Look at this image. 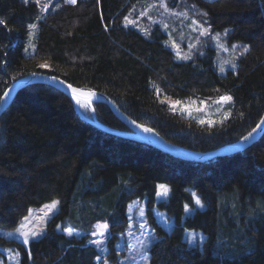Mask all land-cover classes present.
Here are the masks:
<instances>
[{"label":"trees","instance_id":"1","mask_svg":"<svg viewBox=\"0 0 264 264\" xmlns=\"http://www.w3.org/2000/svg\"><path fill=\"white\" fill-rule=\"evenodd\" d=\"M148 1L55 0L40 14L35 1L0 0V100L13 83L39 72L105 93L134 120L191 151H211L252 131L264 114V0H167L180 12L195 6L188 15L197 22L227 28L230 42L246 43L237 67L225 74L215 66L211 35L192 60L180 61L159 27L148 37L124 25L132 9L146 12ZM150 17L142 18L145 25ZM37 19L36 48L26 53ZM226 93L234 98L230 115L215 124L176 113L160 99L214 100ZM93 106L109 130L85 120L66 92L44 82L20 89L2 113L0 227H17L31 207L54 199L60 209L47 232L27 245L0 234V260L11 248L20 264H104L91 233L106 222L105 258L115 263L127 206L147 199L157 234L149 264H264V133L240 152L196 162L113 132L128 128L105 102ZM159 184L169 185L167 200L157 201ZM156 206L174 222L169 231L157 221ZM187 230L202 232L204 241L190 244Z\"/></svg>","mask_w":264,"mask_h":264},{"label":"rangeland","instance_id":"2","mask_svg":"<svg viewBox=\"0 0 264 264\" xmlns=\"http://www.w3.org/2000/svg\"><path fill=\"white\" fill-rule=\"evenodd\" d=\"M32 1L37 2V0ZM54 2L55 0H39L38 5L40 8V14L46 13L52 7ZM164 3L167 4V8L163 6ZM147 5L148 10L146 12L137 8L132 9V11L126 17L128 21L134 20L135 24L127 23L124 19V25L135 28L148 37L153 36L152 30L154 28L159 27L162 32L167 35V37L164 39V44L175 53L176 58L180 61L192 60L195 56V53L199 51L201 39L211 35L213 45L216 48L215 66L218 71L221 74H225L228 70L235 69L237 67L238 58L240 55L239 49L246 43L243 41L230 42L226 38L229 29L225 28L224 31L212 30L211 26L197 22L190 15H188L190 9H195V6L184 8L183 10L180 9V12L175 5L173 7L169 6L167 0H149ZM150 13L154 14V17H150L149 24L145 25V22L142 20V18L148 16ZM186 20L191 21L189 25H185L184 21ZM171 21L175 23L182 22L184 26L176 24V27H174L172 24H170ZM38 28V19L30 23L25 49L26 53L35 51ZM204 29H208L207 34H204ZM217 37L219 39H217ZM246 49H248V46ZM233 65H235V67H233ZM221 68L224 69L223 72L221 71ZM158 93H161V91L159 90ZM224 95L231 96L232 100L220 101V97L214 100L195 97L178 99L165 94H161L160 99L176 113L195 119L200 123L203 121L202 124H215L228 118L231 112L230 105L234 100L233 95L231 93H226ZM176 101H179L180 103L175 104V107H173V103ZM78 106V109L82 115L88 117L95 124H99L95 116L93 102L81 101ZM209 121H212L213 123H209ZM160 185L166 186L168 189L167 194H163V190L159 187ZM169 194V185H158V192L156 196L157 201L167 200ZM197 198L199 199V197L195 195V203ZM55 201H58L59 203L55 208H51L52 203ZM196 207H202L201 201L199 204L196 203ZM59 209L60 199H54L41 206H33L30 208L29 213L26 215L29 217V220L25 230L36 231L40 234L36 236H29L28 243L33 239L42 237L47 232L48 225L52 217L58 212ZM187 211L190 212L191 209L187 208ZM153 212L157 218V221L167 231H169L172 228L174 222L169 220L166 212L160 210L158 206L153 208ZM126 213L129 223L125 231L120 235V239L115 246L118 252V258L115 263H111L110 259L105 258L108 252L107 242L110 236V228L106 222H99L95 225L91 233L93 243L101 253L104 264H149V250L153 242L157 239V234L154 226L150 224L147 216V199L133 200L128 204ZM23 222L24 218L15 228L5 229L0 227V234L9 238L18 239L24 243L23 237L21 236L20 232L17 231L20 229V225ZM104 224H106L108 227H100V225ZM67 232L77 233V231H73L71 229H68ZM185 239L189 241L190 244H201L204 241L205 236L202 232L187 230L185 232ZM28 243L24 244L27 245ZM4 254L5 259L0 260V264H20V256L17 251H14L11 248H5Z\"/></svg>","mask_w":264,"mask_h":264},{"label":"water","instance_id":"3","mask_svg":"<svg viewBox=\"0 0 264 264\" xmlns=\"http://www.w3.org/2000/svg\"><path fill=\"white\" fill-rule=\"evenodd\" d=\"M53 77H56V79H53ZM61 81H63L64 83H61ZM35 82L48 83V84H51L55 87L62 89L64 92H66L71 97L79 114L85 120L93 124L95 123L91 121L88 117L82 115V113L79 111L78 106L75 103V98L76 99H91L93 100V102H98V101L105 102L111 108V110L116 115V117H118L128 128V132H118V131H113V132L121 136H124V137H129V138H134V139L145 141L148 144H151L174 156L187 159V160H191V161L204 162V161H207L217 156H225V155H230V154L240 152L243 149L252 145L254 142H256L261 137V135L264 133V123H262V121H264V114H263L258 125L252 131L249 132L251 133V136H249V133H248L233 143L226 144L224 146H221L211 151H206V152L191 151L183 147L177 146L175 144H172L170 142H167L152 128L146 125H143L137 122L136 120H134L132 117L124 113L105 93L95 90V89H86V88L77 87L71 84L74 88L81 90V92L77 93L74 98L73 93L66 86L67 84H70V83H68L67 81L63 80L60 77L52 76L46 73H39V72L30 73L26 75L25 77L20 78L18 81H16L15 83H13L11 86L7 88V90L4 93H8V95L5 96L3 94L0 100V117L2 113L4 112V110L7 108V106L9 105V103L12 101L14 96L17 94V92L23 87L31 83H35ZM89 93H94V95H89ZM95 125L109 130L108 127L102 126L100 123L95 124ZM145 128L152 129L151 133H153L156 137H158L159 141L157 142L153 140L151 135H149V133L144 131ZM133 135H136V136H133ZM245 137H247V139H245Z\"/></svg>","mask_w":264,"mask_h":264},{"label":"snow or ice","instance_id":"4","mask_svg":"<svg viewBox=\"0 0 264 264\" xmlns=\"http://www.w3.org/2000/svg\"><path fill=\"white\" fill-rule=\"evenodd\" d=\"M67 2L69 4H75L77 2V0H67ZM37 3H39V0H37ZM163 6L165 8H167V4L166 3H164ZM125 20H126L127 23L135 24V21L134 20L133 21H128L127 17L125 18ZM0 23H4V22L3 21H0ZM201 27H202V25H201ZM203 31H204V34H207L208 33V29H204ZM217 39H219V38L217 37ZM40 67H47V65H40ZM233 67H235V65H233ZM221 71L223 72L224 69L221 68ZM53 79H56V77H53ZM61 83H64V82L61 81ZM66 86L71 90V92L74 95V98H75V95L77 93H80L81 92L80 89L74 88L71 84H67ZM4 95L7 96L8 93H4ZM89 95H94V93H89ZM231 100H232V97L231 96H228V95H224V96H221L220 97V101H231ZM77 103H79V100H77ZM179 103H180L179 101L174 102L173 103V107H175V104H179ZM201 123H203V121H201ZM209 123H213V122L212 121H209ZM262 123H264V121H262ZM144 131L151 132L152 129L145 128ZM249 136H251V133H249ZM245 139H247V137H245ZM159 187H160V189L163 190V194H167L168 189L166 188L165 185H160ZM193 195H195V194H193ZM58 203H59L58 201L53 202L52 205H51V208H55ZM196 203L197 204L200 203V200L198 198L196 199ZM46 207H48V206H46ZM28 220H29V217L28 216H25L24 217V222L21 223L20 229L17 230V231L20 232L21 236L23 237L24 243H28L29 236H36V235H39L40 234L39 232H36V231H27V230H25L27 228V222H28ZM100 227L107 228L108 226L106 224H104V225H100ZM69 235H71V232H69Z\"/></svg>","mask_w":264,"mask_h":264},{"label":"bare ground","instance_id":"5","mask_svg":"<svg viewBox=\"0 0 264 264\" xmlns=\"http://www.w3.org/2000/svg\"><path fill=\"white\" fill-rule=\"evenodd\" d=\"M77 100H79V103L81 102V101H87V102H93V100H91V99H76L75 98V103H76V105L78 106V104L79 103H77ZM78 108H79V106H78ZM147 133H149V135H151V137H152V139L153 140H155V141H159L158 140V137H156L153 133H151V132H147ZM126 134H128V133H126ZM132 134V133H131ZM133 136H136V135H133Z\"/></svg>","mask_w":264,"mask_h":264}]
</instances>
